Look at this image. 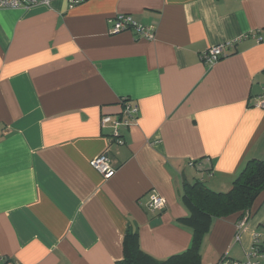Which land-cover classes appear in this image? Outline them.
<instances>
[{"label":"crops","instance_id":"obj_1","mask_svg":"<svg viewBox=\"0 0 264 264\" xmlns=\"http://www.w3.org/2000/svg\"><path fill=\"white\" fill-rule=\"evenodd\" d=\"M118 14L153 39L111 33ZM227 41L228 55L202 59ZM259 96L264 0L0 8V264H115L128 231L156 259L184 252L185 185L226 192L248 160H264ZM123 104L136 114L118 143L101 119L123 120ZM102 153L108 177L90 164ZM152 191L160 211L147 207ZM198 250L199 264H264V189L247 215L212 218Z\"/></svg>","mask_w":264,"mask_h":264},{"label":"trees","instance_id":"obj_2","mask_svg":"<svg viewBox=\"0 0 264 264\" xmlns=\"http://www.w3.org/2000/svg\"><path fill=\"white\" fill-rule=\"evenodd\" d=\"M263 189V159L248 160L226 192L211 191L201 182L185 185L182 199L190 211L186 220L193 234L189 247L167 259H156L140 248L137 233L128 231L124 238L123 257L115 264H199L198 248L212 218L224 217L235 212L247 215L254 198Z\"/></svg>","mask_w":264,"mask_h":264},{"label":"built area","instance_id":"obj_3","mask_svg":"<svg viewBox=\"0 0 264 264\" xmlns=\"http://www.w3.org/2000/svg\"><path fill=\"white\" fill-rule=\"evenodd\" d=\"M49 0H0V8H24L33 6L36 4H47ZM75 1L74 3H76ZM111 33H119L129 28L135 29L137 34L142 36L147 40L153 39V28L151 26H146L135 22L130 16L124 14H118L109 20ZM234 46L233 41H227L223 44H218L208 48L201 56L205 62L213 63L228 55L225 50H228ZM255 106L264 108V98L258 97ZM123 111L126 115L121 120L120 116L116 119H112L110 116L105 115L101 119V126L106 127L109 125L112 130L111 133L115 137L118 143H121L120 130L123 127H128L130 125L131 117L130 115L136 114V108H130L127 104H123ZM91 166L98 170L103 176L108 177L112 172L113 168L110 166L109 159L106 153L99 154L97 157L91 160ZM147 207L151 210H162L165 207V200L159 196L155 191H152L149 195ZM241 223H239L240 226ZM238 228V227H237ZM238 237V232H237ZM228 261H222L218 264H227ZM233 264H256L250 258H246L244 261H232Z\"/></svg>","mask_w":264,"mask_h":264}]
</instances>
